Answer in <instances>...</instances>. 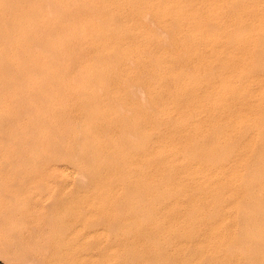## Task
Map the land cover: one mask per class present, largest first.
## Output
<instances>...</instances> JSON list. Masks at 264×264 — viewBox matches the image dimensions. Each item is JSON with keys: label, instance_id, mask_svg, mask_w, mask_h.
I'll use <instances>...</instances> for the list:
<instances>
[{"label": "bare ground", "instance_id": "1", "mask_svg": "<svg viewBox=\"0 0 264 264\" xmlns=\"http://www.w3.org/2000/svg\"><path fill=\"white\" fill-rule=\"evenodd\" d=\"M102 36L103 60L86 59L89 47L76 61L0 59V172L55 173L66 161L99 190L88 214L101 221L124 216L121 204L127 219L152 220L160 188L174 196L167 221L220 209L212 249L220 263L251 264L243 247L264 246V0H103ZM147 191L157 212L134 209ZM186 191L196 195L184 213ZM263 252H253L262 264Z\"/></svg>", "mask_w": 264, "mask_h": 264}, {"label": "rangeland", "instance_id": "2", "mask_svg": "<svg viewBox=\"0 0 264 264\" xmlns=\"http://www.w3.org/2000/svg\"><path fill=\"white\" fill-rule=\"evenodd\" d=\"M149 22H151V20ZM156 27L154 26L152 28L151 26L153 33L160 37L163 33L160 34L159 30L162 29H160V27L156 29ZM155 31L159 34H156ZM97 35L100 36L98 37ZM102 35L103 0H0L1 60L8 59L7 61H20L22 59V61L36 60L37 62L44 60L49 61L51 59L53 61L58 59H63L64 61L68 59V61H71L73 59L76 61V59H85L81 54H87L85 50L88 49V47V54L90 55L86 57V59L103 60V50H101L103 48H99V46L103 47V45L101 46V44H103ZM38 48L39 50H37ZM83 48H85V52H81ZM91 48L92 50H90ZM93 49H95V51ZM99 50L101 52H99ZM91 51L97 53L94 55ZM28 52L30 54L33 53L28 55ZM50 52L51 54H48ZM53 52L55 54L62 52L63 55L57 54L58 56H54ZM21 53H28V56L26 54V56H22ZM67 53H71V56ZM76 53L78 54L76 55ZM98 53H101L102 56H97ZM169 62L172 63V61ZM174 64L175 62H173L172 65ZM174 67H176V64ZM138 89L139 95L137 92L136 94L142 96L144 90L142 89L141 91L140 87ZM135 90L137 91V88H135ZM133 94L135 95V98L133 97L134 100L139 101L140 97L137 100L136 97L138 96L135 92ZM144 94L145 92L143 95ZM144 96V99L141 98L142 102L139 101L141 104L147 98V95ZM146 102L147 100L144 103ZM246 133H248V130ZM245 134L244 136L248 135ZM132 139L133 138H131V140ZM65 162L61 160L55 163L58 164L56 165L58 169L60 168L59 170L57 169L59 172L55 171V173L41 172V174L38 173V175H35L34 173L29 174V172H0V264H217L218 262V264H224V262L220 263L222 260L220 259L221 255L219 256V253L214 252V248L212 249L215 245L211 243L210 239H212L213 234L210 231L211 225H208L211 224L209 218H212L215 212H219L220 209H218L219 211L217 209L211 210L208 205L207 208L209 211L211 210V212H208L207 208L205 209L206 213L208 212L209 215L208 220H205L206 222L203 219L201 220L199 216V219L196 217L198 211L195 213L193 212L194 215L192 219L185 220L186 218H184L181 221L182 218L180 219L179 217L176 220L169 219L167 221L161 218L160 215L161 212L164 211L162 208H165L164 204H166L168 198L170 197L169 201H172L174 196H171L172 192H163L164 194L166 193L168 197H165V201L164 199L161 200L159 196L163 195L162 198H164V194L161 193L163 189L161 190L160 188L158 189V192H160V194L158 193L159 196H156L157 199L156 197L154 198L158 200L159 203H164L163 206L161 204L160 207V204L154 198L153 200L156 202L153 205V200H148L150 192L147 191L149 194L144 192L146 194L143 193V196H141L142 194L140 195L142 197L140 202H144L143 199L147 196L144 200H146L149 205L147 206L146 202H144L145 205L142 204L141 206L140 203L139 206H136L138 208H134L136 211H139L140 208H142L143 211L145 208H148L147 210L145 209V211L153 210L155 212L156 209L160 207L159 209L161 210H157L158 212L156 211L157 215H154L152 220L148 217L146 218L150 220V222L146 219V222L141 219V221L143 220L144 222L142 223L138 220V223L137 220L130 219V221L127 219L130 218L127 215H129L128 213L131 212V209L126 204H124L126 207L123 204L120 205L121 207L124 206L122 208L120 206L116 207V210L118 208V212L121 209L124 212L120 210V213L122 212L124 216H127L126 218V216L124 217L120 214L119 218L122 222L119 218L115 219L120 221L117 224H114L116 223L115 220L112 222L101 221L100 216L94 218L88 214L93 206L95 207L93 202L99 198V190L92 189L88 186L85 175L83 176L80 170L75 171L77 170L76 167L73 170L74 165ZM61 170L64 172L62 173ZM72 172H74V174ZM76 173H78L80 177ZM80 173L82 175H80ZM81 176L82 180L80 179ZM83 177H85L86 180ZM83 181H86L84 184L87 185L89 189L81 183ZM129 192H132L133 196V191L131 189ZM129 192L127 191L128 194H126L128 200L124 199L125 203L126 201L129 203L132 197L129 198L131 195V193L129 195ZM186 193H176V197H180L178 203L180 208L183 207L181 210L182 212L184 211V213L189 210L188 206H190L189 202L186 200L192 197V199H195L194 195H196L190 191H186ZM190 195L192 196L190 197ZM89 196H91V198ZM181 198L185 201L183 202ZM90 199L91 201H89ZM169 201L167 202L170 204ZM262 202L263 201L260 203ZM169 204H166V206ZM186 205L187 207H185ZM154 206L159 207H155L154 209ZM197 206L198 208H202V206ZM262 206L264 207V204H261L258 208L261 209ZM149 207L151 208L149 209ZM181 210H179V212H181ZM123 217L126 220H123ZM155 217L157 219L160 218V220H158L160 224L156 223L157 219ZM188 220L191 221L192 225H189L190 221ZM239 220L237 225L233 226L235 230L238 228V232L234 231L236 234H240V231L242 233L241 228L243 225L240 223L243 224V221H241L240 218ZM152 221L154 222L151 223ZM195 221H200L201 223L195 224ZM105 225L109 226L106 228ZM138 226H143L145 230L142 229L143 227H140L143 230L141 231L140 228L138 229ZM198 227L204 228L203 231H199L200 229H198ZM207 230H209V232ZM241 236L240 234L241 240L245 239ZM208 242L210 243L207 244ZM259 242L261 244L262 240ZM260 244L254 245V248L256 247L255 249L250 246L252 249L249 247L250 250L248 253L243 247L242 251H244V253L241 252L245 254L244 259L247 261L250 259L249 263L262 264L256 261L260 258L259 255L264 250L263 243L261 246ZM148 245L151 248H149ZM257 246L261 247H259L260 249H258V252L256 251L258 248ZM152 248H154L155 251ZM229 248L235 250L234 247L230 246ZM229 248L228 251L232 254L233 252H231ZM208 249H212V251ZM260 250L262 251L260 252ZM252 251L255 252L256 257V254H258V259H256ZM229 252L226 253L227 256H230V254H228ZM217 258L220 259V261H218ZM212 261H214V263H212ZM243 262L245 263V260ZM243 262L241 261L240 264ZM228 263L229 262H227V264Z\"/></svg>", "mask_w": 264, "mask_h": 264}]
</instances>
